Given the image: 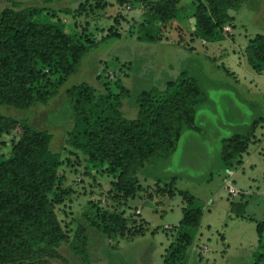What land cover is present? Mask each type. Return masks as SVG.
<instances>
[{
	"label": "trees",
	"instance_id": "16d2710c",
	"mask_svg": "<svg viewBox=\"0 0 264 264\" xmlns=\"http://www.w3.org/2000/svg\"><path fill=\"white\" fill-rule=\"evenodd\" d=\"M56 1L60 0H51ZM95 1V4L90 0L80 3L79 14L77 9L73 17L77 20L83 12L87 16L95 8L102 10L108 6L107 0ZM183 1L147 2L149 8L140 17L137 28L138 40L157 42L166 23L177 20L174 26L183 27L185 22L194 20L193 38L221 42L226 38L224 28L233 21L229 11L246 3V0H196L179 7ZM8 2L11 6L0 11V106L30 110L38 104H47L82 63L93 57L91 53L102 41L121 37L111 26L108 33L112 34L98 41L86 31L79 34L68 30L57 12L51 13L47 7H23L15 0ZM186 9L187 12L193 9L192 15L187 12L182 15ZM183 32L186 36L190 31ZM246 55L249 66L263 73L264 34L249 41ZM219 68L231 74L229 69ZM100 75H96V82L85 81L67 91L73 119L63 153L51 150L53 135L48 131L37 129L27 120L0 114V137L3 146L9 147L7 153L0 152V264H45L64 243L80 257L87 256L90 241L87 227L75 217L76 228L71 229V223L67 224L62 217L71 205L72 200H68L75 194L73 187H65L67 166L79 162L94 179L97 174L112 177L109 196L128 205L146 193L144 183L152 178L149 170L173 156L183 131L196 128V107L204 99L200 84L186 70L162 89L155 86L137 95H131L120 82L117 84L120 92L114 95ZM128 99H133L135 118H128L123 112L124 100ZM260 126H264V116L246 134L236 133L224 141L222 162L226 170L241 165L243 154L248 152ZM159 180L160 177L154 184V192L163 195L168 192L174 197L172 182L159 188L163 186ZM178 194L186 206L165 264H188L189 250L203 215L193 195L185 191ZM118 211L101 213L95 222L87 214L82 218L110 239L145 233L142 228L133 230L131 220ZM263 230L264 224H259V243L264 248Z\"/></svg>",
	"mask_w": 264,
	"mask_h": 264
},
{
	"label": "rangeland",
	"instance_id": "374dc122",
	"mask_svg": "<svg viewBox=\"0 0 264 264\" xmlns=\"http://www.w3.org/2000/svg\"><path fill=\"white\" fill-rule=\"evenodd\" d=\"M15 1L23 7H47L51 13L57 12L68 30L79 34L86 31L98 41L112 34L108 33L111 26L116 28L115 33H121V37L102 41L91 53L93 57L82 63L47 104H38L30 110L0 106V114L27 120L37 129L51 133L53 152H64L72 127L67 91L85 81H98L97 74L101 73L114 95L120 92L118 82L131 95H137L155 86L162 89L186 70L200 84L205 100L196 107V128L183 131L173 156L149 170L152 178L144 183L146 193L128 205L109 196L112 177L97 174L94 179L79 162L67 166L65 187H73L75 194L68 200H72L71 205L62 217L67 224L71 223V229L76 228L75 217L87 227L90 235L87 256L80 257L64 243L45 264H165L186 206L179 191L193 195L203 211L196 240L189 250L188 264H264V248L258 234V225L264 224L263 126L256 130V138L243 154L241 165L229 171L222 162L224 141L236 133L246 134L249 129L246 125L264 116V72L254 71L246 55L249 41L257 34H264V0H246L240 9L229 11L233 21L224 28L226 38L213 43L192 37L194 20L185 22L183 27L174 26L177 20L166 23L157 42L138 40L140 17L149 8L146 3L158 0H130L126 4L107 0L105 9L87 11V16L83 12L82 17L76 14L77 20L73 12L85 0ZM194 1L185 0L179 7ZM128 5L133 8L127 9ZM10 6L8 0H0V11ZM192 10L186 9L182 15L185 12L192 15ZM76 13L79 14V9ZM98 27L103 30L97 31ZM185 29L190 32L183 36ZM219 66L229 69L231 74ZM245 99H256L257 112ZM131 103L133 99L124 100L123 112L128 118H135L137 111ZM2 139L0 152L7 153L9 147L3 146ZM159 177L163 182L159 188L172 182L174 197L168 192L165 195L154 192ZM228 184L239 189L242 196L231 197ZM106 211L123 213L131 220L133 230L142 228L145 233L110 239L82 218L87 214L95 222ZM167 227L170 230H165Z\"/></svg>",
	"mask_w": 264,
	"mask_h": 264
},
{
	"label": "crops",
	"instance_id": "0c3cea01",
	"mask_svg": "<svg viewBox=\"0 0 264 264\" xmlns=\"http://www.w3.org/2000/svg\"><path fill=\"white\" fill-rule=\"evenodd\" d=\"M185 25V24H184ZM237 77H240V75H238L237 74ZM249 95L250 96H252V93H249ZM263 96H264V94H263ZM252 98H253V96H252ZM205 101V100H204ZM245 101V103H247L248 105H250L253 109H255L254 111H256L257 110V107H258V103H257V101H256V99L255 100H248V99H245L244 100ZM203 103V102H202ZM250 107V108H251ZM257 112V111H256ZM260 116H258V117H256V119H253V121H251V122H249L250 124H247L246 126H248V127H250L258 118H259ZM262 128H264V126L262 127ZM234 174H230L229 176H233ZM235 177V176H234ZM233 177V178H234ZM232 178V179H233ZM234 180V179H233ZM242 193V192H241ZM242 196V195H241Z\"/></svg>",
	"mask_w": 264,
	"mask_h": 264
},
{
	"label": "built area",
	"instance_id": "2783aa9c",
	"mask_svg": "<svg viewBox=\"0 0 264 264\" xmlns=\"http://www.w3.org/2000/svg\"><path fill=\"white\" fill-rule=\"evenodd\" d=\"M127 9H130V7ZM228 193L231 197H240L242 194L241 191L232 184H228Z\"/></svg>",
	"mask_w": 264,
	"mask_h": 264
}]
</instances>
